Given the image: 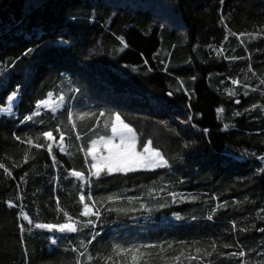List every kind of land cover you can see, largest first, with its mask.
<instances>
[{
    "label": "trees",
    "instance_id": "obj_1",
    "mask_svg": "<svg viewBox=\"0 0 264 264\" xmlns=\"http://www.w3.org/2000/svg\"><path fill=\"white\" fill-rule=\"evenodd\" d=\"M261 80L264 0H0V108L13 94L19 98L15 116L0 114V163L12 172L9 178L0 169V264H76L77 258L89 264L88 255L91 264H111L103 257L114 243L163 246L143 249L150 253L144 264H264ZM48 92L65 96L64 110L25 121ZM68 111L97 117L77 120L73 131ZM101 111L106 117H99ZM107 114H119L136 130L138 152L151 140L171 167L102 173L90 190L101 213L95 228L53 245L52 233L34 224L63 223V211L89 219L78 215L79 183L66 178L65 169L87 174L79 148L111 135L103 124ZM56 127L71 154L53 147L63 167H52L46 147L16 139L52 130L59 141ZM39 142L45 143L42 137ZM171 192L178 194L175 202ZM57 199L63 211H57ZM9 201L16 207L9 208ZM93 232L99 235L88 244ZM240 251L246 255L231 256Z\"/></svg>",
    "mask_w": 264,
    "mask_h": 264
},
{
    "label": "snow or ice",
    "instance_id": "obj_2",
    "mask_svg": "<svg viewBox=\"0 0 264 264\" xmlns=\"http://www.w3.org/2000/svg\"><path fill=\"white\" fill-rule=\"evenodd\" d=\"M223 2V0H221ZM235 35V33H233ZM241 35H244L241 33ZM251 35V34H250ZM121 44L126 48L127 44L125 43L123 37H119ZM225 40H227V37H225ZM27 55V53H25ZM219 55V53H218ZM194 79V77H193ZM233 84H239L240 82L238 80H233ZM261 84H264V80H261ZM180 87L183 88L184 85L181 82ZM78 91V89H76ZM229 91V95H235L234 92L231 90ZM187 94V93H186ZM172 93L169 92V96H171ZM47 96L51 98L53 96L52 92H48ZM16 96L13 94L11 97H9V102L15 100ZM65 96L61 94L58 97L59 103L56 105V107H53L50 103V99H43L36 103L35 109L36 111L33 112L31 115H28L24 118L25 121L28 122H34L33 117L39 116L40 108L43 106L49 111L52 112L53 116H55L56 112L59 110L60 106L63 105L65 101ZM236 103L239 104L240 100H236ZM261 107L260 105H253V108ZM219 112H223V109H219ZM245 111H250L249 109H245ZM11 113V108H0V113ZM236 116L241 115L240 112L235 113ZM97 117V113L95 112H80V113H73L72 111L67 112V121L71 124L72 130L75 131L77 129V123L76 121H85V120H92L93 118ZM99 117H106V113L101 111L99 113ZM189 119H191L189 117ZM183 122V121H182ZM95 124L97 127L100 126V120L96 119ZM104 129L107 130L110 128L111 135L107 134H100L98 139H91L90 143L81 146L79 148V151L83 152L84 154V164L87 167V174L84 171H78L75 168H73L71 171L68 169H65L67 172L66 178H74L75 181L79 183L78 186V192H79V198L78 202L80 205H82V210L79 211L78 215L79 217H85L89 218L86 222H82L78 218H74L72 215L69 214L67 211H63L59 207V199H57V211H63V215L65 218V222L63 223H41L36 222L34 224V227L37 230H47L49 233H59V234H70V233H78L81 231H84L85 229L89 228H95L96 221L100 219V209L96 207L97 201L94 198L93 195L90 194L91 187L94 185L95 181H100L102 173L106 174L107 176H112L113 173H122L124 175H127L129 173H135L137 171H155L156 169H166L170 168L171 165L169 164L168 160L165 159L163 154L153 148L152 141L149 140L147 143L143 144V151L137 152L136 146L138 141V136L136 130L131 127L128 123H126L119 114H107V118L103 122ZM228 128V125H225V129ZM93 132H95V128L91 129ZM205 133H207V129H204ZM55 132L59 133V142L57 144L59 148V152L61 154L65 155H71L65 146V134L61 130V128L56 127ZM41 137L45 141V143H40ZM16 139L21 143L29 145L31 148L36 149H43L46 147L48 155L51 157L52 160V167H63V165L60 164L59 160L57 159L56 155L53 154V144L49 143L51 141H55V137L53 135L52 130L42 131L39 133V135L33 137H28L26 140L21 139L19 136L16 137ZM76 140H81V136L79 132H77ZM187 147V145H186ZM89 157L91 158L89 162ZM35 159V156L32 157ZM29 156L26 153L24 156V163H28ZM261 160L264 161V157H261ZM18 166V165H16ZM0 169L4 170V173L11 178L12 172L5 167L3 163H0ZM262 172H264V169H261ZM27 175V173H25ZM95 178V180H93ZM23 180V177L21 178ZM86 192L88 193L86 195ZM170 195L173 197V201L175 202V198L177 197V193L171 192ZM86 199L88 201L92 202V205L89 203H86ZM108 201L113 200L112 196H108L105 198ZM131 199H139V198H130L129 202L131 203ZM9 208H15L16 205L13 204L11 201L8 202ZM143 207V205H141ZM218 208H223L224 205H217ZM109 212L113 211L112 208L108 209ZM118 211H123L122 209ZM215 211V210H213ZM23 220L27 221L28 225H33V220L30 219L29 215L21 209L20 213ZM91 217H95L96 219L93 220ZM213 217L211 215L208 216V219L211 220ZM176 219H181V217L177 216ZM236 225L233 223V228H235ZM25 226L20 225V231L25 232ZM260 232L264 233V228L259 229ZM28 231H31L29 228ZM241 231H244V229H241ZM99 235V233H92V239L89 240L87 243L90 244L92 240H95L96 236ZM51 243L53 245L57 244L56 239H52ZM82 245H84L85 248H87V244L83 240L80 241ZM225 247H231V245H225ZM159 248L160 251H164L163 246L158 245H144V246H136L131 245L125 247L124 245H121L119 243H114L111 246V252L107 254L103 259L105 261L111 262V264H128V261L130 260L131 264H144L143 258L145 256L150 255V253L145 252L143 249H156ZM168 248L171 249L172 245L169 244ZM73 252L79 251L77 248L71 249ZM201 249L197 248L196 252L199 254L201 253ZM213 251H215V247H213ZM27 250L25 249V255H27ZM207 255H211V253H206ZM184 255V252L181 251L180 255H177L174 257L175 261L179 262L181 260V256ZM246 254L244 251H240L238 254L237 252H232L231 256L233 257H244ZM85 252L79 251V257H84ZM96 259H100V257H97ZM189 260L196 259L195 256H188ZM87 260L89 264H91V261L93 260V257L91 255L87 256ZM76 264H82L79 258L76 260ZM243 264H248V262L245 260Z\"/></svg>",
    "mask_w": 264,
    "mask_h": 264
},
{
    "label": "rangeland",
    "instance_id": "obj_3",
    "mask_svg": "<svg viewBox=\"0 0 264 264\" xmlns=\"http://www.w3.org/2000/svg\"><path fill=\"white\" fill-rule=\"evenodd\" d=\"M15 96H16L15 100L9 102L8 107L4 108V109H7V108L10 107V108H11V113H7V112L0 113L2 116L12 117V116H15V115H16V107H17L18 104H19V98H18V95H17V94H15ZM10 97H11V96H10ZM48 99H50V103L52 104L53 107H56V105L59 103L58 98H56L55 96H52L51 98H48ZM65 106H66V100L64 101L63 105L60 106V108H59V110L56 112V114H58V113H60L61 111H63L64 108H65ZM39 111H40L41 114H45V113H47V112L52 113L51 111H49L48 109H46V108L43 107V106L40 108ZM41 114H40V115H41ZM58 142H59V141H51V143L53 144V147H56V148L59 150V148H58V146H57ZM65 146H66V144H65ZM136 147H137V146H136ZM66 148H67V146H66ZM136 151H137V149H136ZM137 152H138V151H137ZM89 160H91L90 157H89ZM156 170H159V169H156ZM156 170H155V171H156ZM137 172H146V171H137ZM147 172H151V171H147ZM115 174H122V173H113V175H115ZM129 174H130V173H129ZM70 234H72V233H70ZM70 234L52 233V236H53V239L58 240L59 238H61V237H65V236H68V235H70Z\"/></svg>",
    "mask_w": 264,
    "mask_h": 264
},
{
    "label": "water",
    "instance_id": "obj_4",
    "mask_svg": "<svg viewBox=\"0 0 264 264\" xmlns=\"http://www.w3.org/2000/svg\"><path fill=\"white\" fill-rule=\"evenodd\" d=\"M239 104H237V106H238Z\"/></svg>",
    "mask_w": 264,
    "mask_h": 264
}]
</instances>
